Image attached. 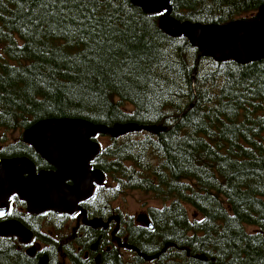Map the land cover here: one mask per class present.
Masks as SVG:
<instances>
[{
    "label": "trees",
    "instance_id": "trees-1",
    "mask_svg": "<svg viewBox=\"0 0 264 264\" xmlns=\"http://www.w3.org/2000/svg\"><path fill=\"white\" fill-rule=\"evenodd\" d=\"M262 4L170 0L146 14L129 0H0V129L54 117L164 127L111 140L126 187L173 199L165 238L181 233L192 208L190 253L264 264V59L199 57L186 37L160 26L167 17L254 20ZM0 264L37 263L0 238ZM47 264L58 263L51 255Z\"/></svg>",
    "mask_w": 264,
    "mask_h": 264
},
{
    "label": "flooded vegetation",
    "instance_id": "flooded-vegetation-1",
    "mask_svg": "<svg viewBox=\"0 0 264 264\" xmlns=\"http://www.w3.org/2000/svg\"><path fill=\"white\" fill-rule=\"evenodd\" d=\"M145 131H132L122 136L141 137ZM100 137H108L111 141L120 136L112 137L107 132L90 138L100 145V152L93 156L88 166L93 184L90 198L78 201L80 208L72 214L51 209L32 214L28 211L26 202L13 193L9 197L7 210L0 216V222L15 220L21 223L32 232V239L29 243H22L16 236L0 238L16 242L18 247H24L25 253L29 246L38 243L39 249L35 254L28 255L36 259L37 264L44 254L48 256V262L52 255L58 264H96V259L98 264H188L192 260L201 261L196 253H190L187 243L188 210L186 209L187 216L184 214L181 221L182 224L186 223L181 228V233L176 231L174 237L165 238L163 226L170 214L166 208L171 206L173 199L156 198L149 190L126 187L123 178L124 161L115 162L116 157L108 155L111 151L110 143L101 145ZM21 140L25 145L23 149L11 150L10 145L16 141L0 143V159L26 158L34 164L36 173L57 172V168L46 161L34 147L25 143L22 138ZM108 164L112 165L111 170L106 168ZM64 182L68 186L73 184L70 179ZM134 192L147 193L154 198L151 196V201L142 202L130 210L124 198L126 193ZM197 216L200 215H194L195 218ZM94 218L100 219L97 226L88 223ZM140 253L156 256L146 260ZM208 259L202 261L206 263ZM209 261L215 264L212 258Z\"/></svg>",
    "mask_w": 264,
    "mask_h": 264
},
{
    "label": "water",
    "instance_id": "water-1",
    "mask_svg": "<svg viewBox=\"0 0 264 264\" xmlns=\"http://www.w3.org/2000/svg\"><path fill=\"white\" fill-rule=\"evenodd\" d=\"M146 14H159L170 8V0H129ZM160 26L173 37L183 35L196 47L199 57H210L216 62L233 60L240 64L264 59V4L258 9L254 20L235 19L225 24L179 21L167 17ZM155 131L159 125L116 123L112 126L96 124L80 117H54L35 121L22 130V139L50 164L57 172H35L32 162L26 158L0 159V216L7 210L9 197L17 194L26 202L32 214L51 209L56 212L74 213L80 207L78 201L90 198L93 190L89 163L100 152V145L90 140L98 133H109L112 137L122 136L137 130ZM97 174L102 175L99 171ZM27 174V175H25ZM70 179L68 186L64 180ZM100 219L88 221L97 226ZM149 226H151L149 224ZM0 236H16L22 243H29L32 232L15 220L0 222ZM39 244L26 249L33 256ZM146 260L156 255L140 253ZM199 259H207L203 254ZM46 254L39 264H46ZM98 264V259H96Z\"/></svg>",
    "mask_w": 264,
    "mask_h": 264
},
{
    "label": "rangeland",
    "instance_id": "rangeland-1",
    "mask_svg": "<svg viewBox=\"0 0 264 264\" xmlns=\"http://www.w3.org/2000/svg\"><path fill=\"white\" fill-rule=\"evenodd\" d=\"M22 131L21 130H15V129H0V143H9L12 141H17L21 139L22 137ZM21 137V138H20ZM110 138L108 137H100V143L101 145H106L110 143ZM151 196L154 198L153 195H148L147 193L143 192H134L133 194L126 193L125 194V204L129 207L130 210H133L134 208L138 207V204L145 202V201H151ZM152 203H157L156 201H152ZM188 213H192V208L186 204ZM194 216V215H193ZM200 218V216H197Z\"/></svg>",
    "mask_w": 264,
    "mask_h": 264
},
{
    "label": "bare ground",
    "instance_id": "bare-ground-1",
    "mask_svg": "<svg viewBox=\"0 0 264 264\" xmlns=\"http://www.w3.org/2000/svg\"><path fill=\"white\" fill-rule=\"evenodd\" d=\"M162 13V12H161Z\"/></svg>",
    "mask_w": 264,
    "mask_h": 264
}]
</instances>
